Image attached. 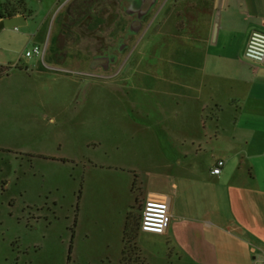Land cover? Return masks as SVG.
I'll use <instances>...</instances> for the list:
<instances>
[{"label": "rangeland", "instance_id": "374dc122", "mask_svg": "<svg viewBox=\"0 0 264 264\" xmlns=\"http://www.w3.org/2000/svg\"><path fill=\"white\" fill-rule=\"evenodd\" d=\"M99 1L109 11L114 9L111 1L117 0ZM41 12L30 0L27 26L0 32V45H11L22 57L16 69L28 59L31 74V78L7 79L6 72H17L0 65V264H119L123 231L117 228L125 224L128 213L139 219L148 169L161 158L156 140L161 126L155 132L133 134L128 125L166 121L177 129L178 123H194L191 115L199 103L192 88L181 97L173 92L178 88L167 91L159 81L151 83V91L136 85L135 74L160 71L159 57L167 38L150 35L160 31L166 17L154 12L136 39L145 34L157 50L144 48L143 38L134 51L132 41L131 53L125 59L122 55L109 71L95 72L97 68L91 70L89 63L88 76L82 77L56 61L51 64L68 69H45L41 55L25 57L27 50L35 45L43 49L46 42L51 55L63 50L54 44L61 30L57 17H48L39 27ZM38 30L37 40H32L29 34ZM205 120L211 130L214 123ZM226 130L219 127L218 136L228 134ZM129 167L137 168L142 183L134 191L128 189L131 176L124 171ZM126 201L131 206L121 214ZM169 262L166 259L164 264H176ZM145 264L153 263L145 260Z\"/></svg>", "mask_w": 264, "mask_h": 264}, {"label": "crops", "instance_id": "0c3cea01", "mask_svg": "<svg viewBox=\"0 0 264 264\" xmlns=\"http://www.w3.org/2000/svg\"><path fill=\"white\" fill-rule=\"evenodd\" d=\"M6 1L14 4L18 0H0V6ZM29 1L24 0L26 10ZM68 1L35 0L42 9L39 27L48 17L55 19L72 9L92 14L105 9L99 0L93 4L79 0L72 7ZM5 13L0 11L3 18ZM155 14L166 17L160 29L167 38L159 57L160 71L134 73L139 82L136 85L151 91V85L159 81L165 90L178 88L173 92L181 97L192 88L199 107L191 115L194 123H178L176 130L166 121L128 125L133 134L155 132L161 126L156 139L161 158L148 172L144 170L147 178L142 203L148 195L164 198L170 212L165 233L139 231L136 246L144 262L153 264H164L166 259L176 264H264V63L244 57L250 34L263 29L264 0H161ZM18 15H24L27 26L26 12ZM35 32L29 34L32 40H37L39 30ZM63 37L55 46L63 50L55 56L48 52L49 43L44 44L47 52L40 56V63L47 70H56L51 64L56 61L87 77L84 40L70 43L65 34ZM11 48L0 45V65L15 68L17 73L10 70L4 78H31L29 60L16 69L22 57ZM85 85L82 82V87ZM205 118L214 123L211 130ZM224 126L228 134L218 136V128ZM218 160L224 165L219 175H213L211 170ZM124 171L131 176L128 189L134 191L138 183L142 185L136 167ZM129 206L126 201L120 213ZM123 224L117 228L119 233Z\"/></svg>", "mask_w": 264, "mask_h": 264}, {"label": "flooded vegetation", "instance_id": "af4514ba", "mask_svg": "<svg viewBox=\"0 0 264 264\" xmlns=\"http://www.w3.org/2000/svg\"><path fill=\"white\" fill-rule=\"evenodd\" d=\"M86 1L90 2V0H86ZM121 1L122 0H117L115 3L111 1L112 7L114 9L109 11L103 10L101 12L92 14L87 11L80 12L77 9H72L67 11L65 15L57 17L56 18L58 21L57 25L59 26V28H61V30L58 39L55 38L54 44L57 45L62 42L61 40L63 39L62 38L63 34H65L66 37L67 35L74 34L75 37L80 36L83 38L76 37V38H66V39L70 43L79 39L84 40V45H83L84 51L89 60V63H92L96 58H102L103 60H105L111 54H117V58H116L117 62L115 64L117 65L122 55L126 53L129 54L131 50V46L129 45V43H131L132 41L133 43L136 42V39L138 38L136 36L124 42L126 45H128V48L123 50L121 53L118 52L119 49L121 48V45H123V43L122 44L120 43V40L123 38L125 29L127 28V26L129 25L132 19L122 10ZM73 2L74 4H76L79 2V0L68 1L69 4H72ZM145 21H144V25H145ZM110 27H112V30H108V28ZM147 31L145 30V32ZM154 33H157L158 36L164 35L161 31L155 29L153 30L150 36H152ZM143 38L145 39L144 48L152 47L155 50L159 48L156 44H153L151 40L149 41L150 37L146 39L145 34L144 36L141 37L139 41H137L136 46H139V44L143 41ZM46 52L47 51L44 50V54ZM155 53H157V51ZM127 54L125 55L124 59L126 58ZM97 69L102 70V67H99Z\"/></svg>", "mask_w": 264, "mask_h": 264}, {"label": "built area", "instance_id": "2783aa9c", "mask_svg": "<svg viewBox=\"0 0 264 264\" xmlns=\"http://www.w3.org/2000/svg\"><path fill=\"white\" fill-rule=\"evenodd\" d=\"M32 55H44V50L38 45L25 52V57ZM244 57L256 64L264 63V24L262 30L253 31L246 44ZM224 162L218 160L213 166L211 173L219 175ZM170 223L169 202L167 199L148 195L141 205L140 210V231L162 235Z\"/></svg>", "mask_w": 264, "mask_h": 264}, {"label": "water", "instance_id": "95a60500", "mask_svg": "<svg viewBox=\"0 0 264 264\" xmlns=\"http://www.w3.org/2000/svg\"><path fill=\"white\" fill-rule=\"evenodd\" d=\"M161 0H122V10L131 17V22L125 29L123 38L120 40L121 48L119 53L128 48L124 42L136 37L140 34L144 27V21L150 15L154 14ZM26 26V18L24 15H18L14 17H6L0 21V31L6 28H21ZM117 54H111L107 59L96 58L91 63V70H95L98 67H102L104 72L110 70V68L116 64Z\"/></svg>", "mask_w": 264, "mask_h": 264}, {"label": "trees", "instance_id": "16d2710c", "mask_svg": "<svg viewBox=\"0 0 264 264\" xmlns=\"http://www.w3.org/2000/svg\"><path fill=\"white\" fill-rule=\"evenodd\" d=\"M6 1L0 6V11H4L5 16L14 17L16 14L26 12L24 0ZM4 15H0L3 18ZM140 217L134 216V213H128L125 218L123 229V248L119 264H145L139 249L136 246V237L140 231Z\"/></svg>", "mask_w": 264, "mask_h": 264}]
</instances>
